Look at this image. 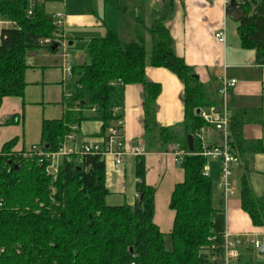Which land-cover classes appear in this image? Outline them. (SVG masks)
I'll use <instances>...</instances> for the list:
<instances>
[{
    "label": "trees",
    "instance_id": "16d2710c",
    "mask_svg": "<svg viewBox=\"0 0 264 264\" xmlns=\"http://www.w3.org/2000/svg\"><path fill=\"white\" fill-rule=\"evenodd\" d=\"M61 0H0V20L11 27L0 34V110L4 99L23 98L27 87L28 57L41 50L57 52L43 45L57 31L47 15L45 3ZM122 11L134 22L135 39L123 41L115 31L93 38L86 48L88 64L72 68L66 83L65 113L59 120H44L37 150L18 151V138L0 150V264H208L213 243H222L225 231L223 199L217 204L215 184L204 175L208 160L200 156L201 142L195 137L204 128L197 110L217 108L218 97L201 83L193 67L176 55L168 23L174 12L173 0H162L157 18L148 19L144 0H132ZM31 12V14H29ZM238 12L240 45L256 53L264 63V0H242ZM166 69L184 86V153L180 167L184 181L175 186L169 208L175 213L170 234L154 222L155 188L146 183L143 157L136 163L135 208L107 204L105 161L85 157L63 159L56 176L47 174L49 159L66 138L88 121L102 124L104 136L123 117L128 86L144 90V129L153 132L163 149L177 142L171 128L160 127L155 119L161 85L146 78V68ZM115 109L121 112L114 113ZM11 118L5 125H13ZM242 120L232 117L231 146L239 159L264 153L260 142L246 141ZM195 137L194 153L187 137ZM242 210L255 228H264V199L257 197L246 175L239 180ZM215 202L217 207L215 206ZM172 250H166V238ZM242 262V253L240 264Z\"/></svg>",
    "mask_w": 264,
    "mask_h": 264
},
{
    "label": "crops",
    "instance_id": "0c3cea01",
    "mask_svg": "<svg viewBox=\"0 0 264 264\" xmlns=\"http://www.w3.org/2000/svg\"><path fill=\"white\" fill-rule=\"evenodd\" d=\"M32 1L44 3V0ZM130 1L132 0H61L45 3V10L53 21L58 14L64 15L60 31L63 39L67 41L80 38L88 45L91 39L103 37L111 30L117 32L123 41L130 42L135 39L134 22L122 11ZM235 1L238 4L242 0ZM144 2L147 6L148 19L152 21L158 16L161 3H155L153 0ZM173 3L174 12L168 27L174 40L176 55L194 68L201 83L217 97L222 79L237 81L228 100L231 115L240 116L243 123L242 136L246 141L260 142L264 146V66L257 61L254 51L245 50L240 45L239 24L236 21L238 12L228 15L223 0H173ZM10 27L11 23L0 20V34L2 30ZM220 32L225 34L224 44L215 37ZM87 58V55L84 58L79 57V62L75 66L87 64L89 62ZM28 65L24 97L4 99L0 110L1 147L6 142L18 138L17 150L25 152L34 150L36 148L34 145H40L38 135H41L45 119L59 120L63 117L66 97L62 70L64 67L61 64H53L52 59L44 51H38L29 55ZM146 78L151 83L161 85L162 88L156 101L157 124L173 129L178 140L164 149L152 140L153 132L152 135L147 134L143 124V87L132 85L126 88L122 110L125 145L128 151L137 145L146 150L145 155L138 157L145 160L147 185L155 188L154 222L162 233L168 235L173 229L175 218V213L169 208L170 199L175 186L184 181V171L180 167L184 153L182 128L185 108L184 86L175 75L162 68L148 66ZM53 105L58 107L50 111L49 106ZM47 111L49 116L45 117ZM13 117L16 118V123L5 125ZM27 121L28 125L25 124ZM101 128L102 124L98 121L82 123L76 134L77 143L86 140L99 141L103 136ZM204 140L209 145L222 143L221 135L211 128L204 130ZM138 157L127 156L124 164L117 169L112 159L105 160L106 186L110 191L107 204L108 200L114 198L122 200L124 205L136 207L139 199L135 174ZM210 172L216 174L214 169ZM217 173L219 181V163ZM244 175L248 177L254 194L264 199V153L247 155L234 165L233 183L236 187ZM237 194L238 191L228 199L225 229L233 235L260 237L264 233V228L253 226L251 219L241 208L240 193ZM215 198L217 204L222 199L217 187Z\"/></svg>",
    "mask_w": 264,
    "mask_h": 264
},
{
    "label": "built area",
    "instance_id": "2783aa9c",
    "mask_svg": "<svg viewBox=\"0 0 264 264\" xmlns=\"http://www.w3.org/2000/svg\"><path fill=\"white\" fill-rule=\"evenodd\" d=\"M162 0H153L155 3H161ZM232 0H223L225 11L231 5ZM31 14V12L29 13ZM64 15L58 14L53 21L57 28L54 38L44 39L43 45L58 44L60 46L61 29L63 27ZM216 39L224 44L226 41L224 32H220L215 35ZM66 66H64V84L66 88L67 81L72 76L71 62L68 55H65ZM264 66V63L262 64ZM237 85L236 80L222 79L220 87L218 89V97L220 104L217 108L204 109L200 111L199 116L204 120L205 127L201 128L195 135L201 142L200 156H203L208 161L214 160L219 163L220 180L216 187L221 192L223 199V208H227V202L232 197L237 188L233 183V167L238 164L240 159L234 153L231 146V131L230 125L232 122V115L229 109V95L233 88ZM121 112L120 109H115L114 113ZM125 122L124 118H120L114 122V124L107 130L106 134L102 136L99 141H83L77 143L76 133L70 134L59 152L54 154L39 153V156L49 159L50 165L47 168V174L56 176L58 167L63 159H70L72 155L76 156V164L83 165L85 157H99L101 161H105L110 158L114 162L115 168L121 167L126 157L143 156L146 154V150L142 146H134L129 151L125 145L124 136ZM211 128L221 135L222 143L219 145H209L204 140V130ZM74 131L78 130V127L73 128ZM37 150V149H34ZM33 150V151H34ZM204 175H210V167L208 165L204 168ZM259 235H233L225 229L222 236V243H213L208 253V264H240L241 251L248 245L252 244L253 247L259 251L262 247L264 233L260 235L261 239H257Z\"/></svg>",
    "mask_w": 264,
    "mask_h": 264
},
{
    "label": "rangeland",
    "instance_id": "374dc122",
    "mask_svg": "<svg viewBox=\"0 0 264 264\" xmlns=\"http://www.w3.org/2000/svg\"><path fill=\"white\" fill-rule=\"evenodd\" d=\"M74 38H77V37H74ZM70 43H73V44L70 45ZM86 48H87V45H85V43L80 38L77 39V40L73 39V41H67L66 39H63L61 37L60 46H59V49L57 50V52L50 53V52L45 51V50H41L40 52L44 51L48 55V57H50L52 59L53 64H56V65H60L61 64V66H63V67L66 66L65 55L67 54L69 59H72V60L74 59L71 62V67H74L79 62L78 58L81 57V56H82V58H84V56L86 55ZM63 58H64V63H63ZM75 58L77 59V61H75ZM80 60H84V59H80ZM64 86H65V84H64ZM59 93H60V90H59ZM55 107H58V106L57 105L49 106V110L52 111V109H54ZM48 111H47V114H46L45 117L49 116ZM45 120H47V119H45ZM28 123L29 122L27 121V123H25V124L28 125ZM21 125H22V122L20 124V127H21ZM38 136H39V138H38ZM38 136L36 135V138H38L39 143H40L41 135H38ZM33 147H36L35 149H38L39 148V144L34 145ZM1 148L2 147L0 145V150H1ZM208 166L211 167L210 170L214 169V171L216 172V174L212 172V174L209 175L211 177V179L213 180L214 184H215V190H216V182L218 181V173H217V171H218V162L214 161V160H209L208 161ZM235 181H237V180L235 179ZM237 185H238L236 187L237 191H238L237 195H239L240 187H239V184H237ZM111 199L112 200H108V204H114V205H111V206H122V205H124L122 200H115L114 198H111ZM129 204H132V203L129 202ZM215 206L217 207L216 202H215ZM133 208H135V207L133 206ZM261 238L262 237H257V239H261ZM165 246H166V250L167 251H171L172 250L171 240L168 237L166 238V245ZM241 263L242 264H264V255H260L259 251L256 250L253 247L252 244H248L242 250V262Z\"/></svg>",
    "mask_w": 264,
    "mask_h": 264
},
{
    "label": "water",
    "instance_id": "95a60500",
    "mask_svg": "<svg viewBox=\"0 0 264 264\" xmlns=\"http://www.w3.org/2000/svg\"><path fill=\"white\" fill-rule=\"evenodd\" d=\"M237 2L235 0H232L231 1V5L228 7L226 13L228 15H230L234 10H236L237 8ZM58 48V44H54L53 46V50ZM200 111L201 110H197V115L200 114ZM187 145H188V151L190 154H193L194 153V145H195V137L193 135H189L187 137ZM259 254L260 255H264V239H263V244H262V247L259 249Z\"/></svg>",
    "mask_w": 264,
    "mask_h": 264
}]
</instances>
